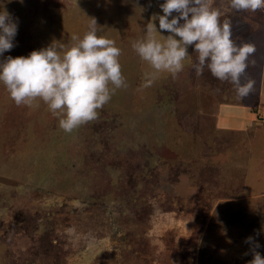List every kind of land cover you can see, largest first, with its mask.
Instances as JSON below:
<instances>
[{
    "label": "rangeland",
    "instance_id": "374dc122",
    "mask_svg": "<svg viewBox=\"0 0 264 264\" xmlns=\"http://www.w3.org/2000/svg\"><path fill=\"white\" fill-rule=\"evenodd\" d=\"M163 2L0 0L18 23L0 62L53 42L71 47L94 18L122 50L127 85L66 133L43 101L18 106L0 82V264H249L255 243L264 256V115L244 131L203 126L191 89L225 82L207 68L196 74L192 46L180 73L143 86L152 69L132 43ZM210 4L238 45L256 47L241 82L260 77L264 10ZM193 97L204 108L214 98Z\"/></svg>",
    "mask_w": 264,
    "mask_h": 264
},
{
    "label": "clouds",
    "instance_id": "9594fccd",
    "mask_svg": "<svg viewBox=\"0 0 264 264\" xmlns=\"http://www.w3.org/2000/svg\"><path fill=\"white\" fill-rule=\"evenodd\" d=\"M229 2L237 12L264 10V0ZM159 7L163 15L154 14L144 38L132 43L136 54L152 69L145 73L144 87H150L160 74L175 77L180 73L192 46L197 54L192 65L197 75L207 68L219 81L234 85L240 99L253 91L255 81H241L256 47L234 41L231 24L221 22L222 14L211 7L210 0H164ZM100 30L92 18L82 38L72 37L76 42L71 47L53 42L28 56H8L0 62V82L16 105L31 107L37 100L43 101L53 115L61 117L60 129L73 132L96 120L98 110L115 91L127 86L119 61L122 50L113 39L98 35ZM17 31V20L7 10H0V56L15 47ZM165 31L166 36L161 34ZM246 242L252 243L253 238ZM259 247L255 243L249 264H264V256L255 251Z\"/></svg>",
    "mask_w": 264,
    "mask_h": 264
},
{
    "label": "crops",
    "instance_id": "0c3cea01",
    "mask_svg": "<svg viewBox=\"0 0 264 264\" xmlns=\"http://www.w3.org/2000/svg\"><path fill=\"white\" fill-rule=\"evenodd\" d=\"M261 74L260 77L250 78L255 81L254 94L243 99L237 97L233 85L224 84L218 87L211 109L216 130L244 131L256 119L258 112H264V73L261 71ZM213 84L217 85V81H212L211 85ZM207 110L204 112L208 113L209 109Z\"/></svg>",
    "mask_w": 264,
    "mask_h": 264
},
{
    "label": "trees",
    "instance_id": "16d2710c",
    "mask_svg": "<svg viewBox=\"0 0 264 264\" xmlns=\"http://www.w3.org/2000/svg\"><path fill=\"white\" fill-rule=\"evenodd\" d=\"M201 81H203V80H201ZM200 83H199L200 85H198L194 89L193 88L191 89L192 90V96L189 98V100H190L189 101V108L191 109V107L193 106V108H192L193 109V112L196 113V115L200 119L203 118L202 119V123H203L202 125L203 126H205L206 128H210V126H212L213 127V130H215L216 128L214 127V124H212V123H214V115L211 114L212 106H214V102H213V99L214 98L211 101L212 104H210L208 107H205L204 108V107H202L201 101L197 102L196 99H195V97H193V95H196L197 97H201L202 95H204L205 97H207V98L210 99V98L214 97V95L216 94L217 89H218V87H220V85L218 83H217V85L216 84L211 85L212 82L207 83L205 81L200 82ZM224 84L232 85L229 82H225ZM216 86H218V87L216 88ZM199 90L202 91L201 94H199ZM203 109L204 110L209 109V112L208 113L207 112H204ZM257 115L258 116H260V115L263 116L264 115V112H261V113L258 112ZM258 122H261V121H258ZM217 131H219V130H217ZM220 132H221V130H220Z\"/></svg>",
    "mask_w": 264,
    "mask_h": 264
}]
</instances>
